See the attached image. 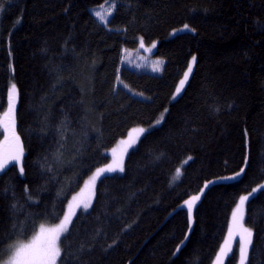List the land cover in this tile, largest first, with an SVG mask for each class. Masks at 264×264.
<instances>
[{"label":"trees","instance_id":"16d2710c","mask_svg":"<svg viewBox=\"0 0 264 264\" xmlns=\"http://www.w3.org/2000/svg\"><path fill=\"white\" fill-rule=\"evenodd\" d=\"M106 1L0 0V121L15 84L22 147L21 164L0 172V264L58 224L137 127L148 129L124 171L97 180L57 264H212L240 198L264 181V0H118L105 25L93 13ZM185 24L195 31L170 34ZM140 37L158 41L160 71L122 64ZM7 135L0 123V147ZM246 225L247 264H264V189L246 201Z\"/></svg>","mask_w":264,"mask_h":264},{"label":"snow or ice","instance_id":"6c2138e0","mask_svg":"<svg viewBox=\"0 0 264 264\" xmlns=\"http://www.w3.org/2000/svg\"><path fill=\"white\" fill-rule=\"evenodd\" d=\"M118 0H110L108 3L106 11L95 10L94 16L98 21L107 25L109 23L110 17L116 10ZM104 7L103 5L101 6ZM0 10H2V6H0ZM183 30L195 31V29L190 28L189 25L185 24L183 26ZM141 47H144L143 38L141 37ZM152 47H155L153 44ZM151 51V49H148ZM196 60L195 57H192V62L194 63ZM156 70L155 68L153 69ZM192 72V64L188 65L187 71L184 73V79L180 81V88H177V93L181 91V88L188 80L190 73ZM9 108L8 111L4 113V120L0 121L2 123L3 129L5 133H8L5 137V142L9 141L12 144L11 150H5L3 155H0V172H3L6 169V166L11 161H19L22 155V147L19 144V137L15 131V102L18 97V90L16 89V85L12 84L11 89L9 91ZM142 95V94H141ZM163 117L156 121V124L159 125L162 123ZM154 127V125H153ZM139 133L143 134L147 130L144 128L137 129ZM134 142V141H133ZM191 159V157H189ZM245 164H247V157H245ZM15 166V165H13ZM120 171L123 172L124 168L121 164L117 163L114 165H108L105 168H99L92 175L90 179V183L94 186L96 181L104 174L110 172ZM243 172V169H241ZM20 173L23 174V167L20 168ZM240 173H237L238 177ZM236 177H226L225 179H235ZM261 189H264V185H260ZM27 192V189L25 190ZM257 189H253V193L256 192ZM7 190H5V193ZM252 193H249L251 196ZM249 196H242L240 198V204L237 206V209L232 214L233 223L229 228V240L233 239L235 236H239V264H247L249 250L252 246V238L253 232L250 228L244 227L243 224V211L242 207L244 203L249 199ZM28 199H31L29 196ZM75 199V198H74ZM199 199V196L192 197L191 200L185 201V204L188 207V214L191 217L192 207L196 200ZM83 207L85 212L91 207L89 201H83L77 203L75 207ZM72 205L69 206L70 211L64 215V218L60 221V223L54 227L45 229L41 226L40 236L34 239L32 242L28 244H19L12 249L10 246L11 254L9 255L6 264H57V260L61 257V247H60V238L62 234L67 233L69 231V225L72 223V217L75 215V212L72 211ZM10 208L15 212L17 211L16 204L10 205ZM15 227V225H14ZM37 240L40 242L37 243ZM5 242L3 237H0V251H4L2 245ZM221 253L224 256H227L230 249L222 248ZM219 261V257H218ZM61 264H64V261L61 260Z\"/></svg>","mask_w":264,"mask_h":264},{"label":"rangeland","instance_id":"374dc122","mask_svg":"<svg viewBox=\"0 0 264 264\" xmlns=\"http://www.w3.org/2000/svg\"><path fill=\"white\" fill-rule=\"evenodd\" d=\"M108 3H110V0L106 1V3L102 4L104 6L103 8L101 7L102 5H100L99 7L95 8L94 11L95 10L106 11ZM180 31H185V30H183V28L177 29L172 34H175L176 32H180ZM143 44H144V47H141L140 46L141 45V37H140L138 39V43H137V46L135 48L124 49V57L122 58L123 59L122 60V64L126 65V66H129V67L140 66L141 68H144V69H147V70H150V71H154L153 69L155 68L156 69L155 71H160L162 66H163L164 60L162 58H160V57L155 55L156 50H157V46H158V41H154V42L148 43L143 38ZM153 44L155 45V47H152ZM148 49H151V51H149ZM194 63L191 61L192 69H193ZM182 79H184V77ZM188 79H189V77H188ZM187 82H188V80L185 82V84ZM185 84L181 88V91L183 90ZM177 88H180V84L178 85ZM181 91L179 93H177V89H176V92L174 93L173 98H176L177 96H179ZM140 128H144L146 130L148 129L146 127H137V128L132 129L129 132V134L125 138H123L121 141H119L117 143V145L109 152V154H110L109 162L104 164L100 168H105L108 165H114V164H117V163L121 164L122 167H124V159L127 156L128 152L130 151V149L132 147L136 146L137 141L144 134V133L141 134L138 131H136L137 129H140ZM11 147H12V144H11L10 141L8 143H5L4 145H2L0 147V155H3V153L5 152L6 149L7 150H11ZM19 161H11V162H18V163L21 164V162H19ZM92 175L86 180V182H84L83 187L74 195V197L72 198V200H71V202L69 204V206L70 205L73 206L72 207V211H74L75 214L78 212V210H80V209L83 210L82 206L81 207H75V205L77 203H80V202H83V201H89L91 205L93 203V200H94V197H95L96 183H95L94 186L90 183V179H91ZM260 185H264V181L262 183H260L259 185H257L255 188H253V189H257L256 192L253 193V190H251L249 192V193H252L251 196H249V193H246V194H244L242 196H249V198H250L253 195L257 194L261 190ZM238 203L240 204V200H239ZM239 204L236 205L234 211L237 209V206ZM69 211H70V208L68 207L67 213ZM242 211H243V224H244V227H247V225H246V202L244 203V205L242 207ZM73 217H72V219H73ZM232 223H233V219H232V216H231L229 228L232 226ZM58 224H41L38 227V229L32 234V236H30L28 239L20 240V241L15 242L12 245V249H14V247L18 246L19 244H28V243L32 242L34 239H36L37 237H39L40 236V231H41V226H43L45 229H47V228L54 227V226H56ZM39 242L40 241L37 240V243H39ZM236 245H238V248H239V236H235L233 239L229 240V230H228V234H227V236H226V238H225L220 250L222 248H225V249H230V251H229L227 256H224L221 253V251L219 250V252H218V254H217V256H216V258H215V260H214V262L212 264H224L226 259H227V257L231 254L232 250L234 249V247ZM10 254H11V249L8 250L7 256H6L5 260L1 264H6V261H7V259H8ZM249 254H250V250H249ZM218 257H219V261H218ZM248 258H249V256H248ZM57 263H58V260H57ZM238 264H239V261H238Z\"/></svg>","mask_w":264,"mask_h":264},{"label":"bare ground","instance_id":"6f19581e","mask_svg":"<svg viewBox=\"0 0 264 264\" xmlns=\"http://www.w3.org/2000/svg\"><path fill=\"white\" fill-rule=\"evenodd\" d=\"M175 30H177V28L172 29V30L170 31V34H172ZM185 31H187V30H185ZM153 72H155V71H153ZM117 81L120 82V83L122 82L121 79H118ZM67 178H68V175H67Z\"/></svg>","mask_w":264,"mask_h":264}]
</instances>
